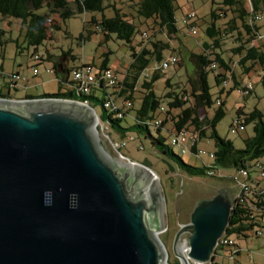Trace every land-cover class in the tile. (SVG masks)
<instances>
[{
  "label": "water",
  "instance_id": "water-1",
  "mask_svg": "<svg viewBox=\"0 0 264 264\" xmlns=\"http://www.w3.org/2000/svg\"><path fill=\"white\" fill-rule=\"evenodd\" d=\"M156 173L121 157L94 107L0 97V264H168ZM234 196L199 199L183 264H212Z\"/></svg>",
  "mask_w": 264,
  "mask_h": 264
},
{
  "label": "trees",
  "instance_id": "trees-1",
  "mask_svg": "<svg viewBox=\"0 0 264 264\" xmlns=\"http://www.w3.org/2000/svg\"><path fill=\"white\" fill-rule=\"evenodd\" d=\"M73 1L76 5H71L68 0H0V17L1 19H20L23 25H27L26 36L29 43L37 46L49 38L46 26L49 13L41 12L42 9L47 7L50 13H57L60 21L75 13L102 12L101 17L93 14L90 21L85 20V25L87 23L95 25L103 33L105 41L111 39L114 34L132 51L134 61L126 68V73L119 75L120 80L116 86H108L101 79L99 86L95 87L91 94L82 95L76 90V82L72 79V73L75 68L85 62L71 66V60L75 59L71 49L62 50L61 55L49 54L51 58L56 57L53 70L57 74L59 91L41 96H27L26 98L86 99L94 108L97 105L101 106L102 115H98L100 120L118 131L123 138L130 137L132 140H138L139 148H145L146 143H149L152 148L168 158H173L174 154L171 146L165 143V139L161 135L168 123L172 124L173 129L169 130L172 135L190 129L197 134L198 140L192 148L193 153L197 151V145L201 136L206 134L207 127H212L211 138L215 142V157L210 165L216 168L219 166L231 167L237 171L247 169L246 180L250 183L248 196H245L243 200L234 198V206L226 228V235L249 237L250 233H255L256 228H264V178H259L260 173L264 171V162L262 161L264 158V112L258 107L249 111H245L241 107L237 110L238 116L234 121L239 122V125H242L244 129L247 124H253V135L244 138L242 148L236 147L233 141L221 137L216 131V124L225 115L224 100L217 101L218 107L215 109L213 118L209 119L206 114L207 109L213 107L215 103L208 81L209 71L219 70L215 75L217 85L224 83L225 79L233 83L228 89L226 88L227 85H223L220 94L225 92L230 94L239 87L245 88L247 86L249 82L244 83L243 79H239L236 75L238 67L248 74L257 69L264 88V44L256 45L253 43L260 36L259 26L256 24L254 16L264 12V0H250V8L246 7V0H222L217 9L211 10V18L206 27L208 39L201 44V51L197 53L184 45L180 47L184 58L182 61L179 59L177 64L183 65L189 60L193 64L191 73L188 74L183 83H174L170 78H167L165 86L168 91L162 96L157 94L155 82L162 77L160 74L164 71L154 70L152 75L144 76L143 79L141 75L148 69L153 60L158 61L159 63L155 64L158 65L165 59L164 49L172 47L169 40L172 37L176 38L180 30L173 0H130L132 1L130 7L134 10L131 17L115 3L105 4V0ZM107 8L113 9L114 14L112 16H107L104 13ZM229 14L230 17H228ZM227 17L225 26L221 28L217 24L218 20ZM149 20H152L158 32L167 36L169 40L148 39L149 34L146 31L142 32L141 36L147 39L150 46H147L146 41L142 44V49L138 51L134 46V41L136 35L141 32L139 24ZM186 24L190 31V26L193 23ZM54 28L60 29L61 24H57ZM6 33L5 28L0 26L1 51L10 39ZM144 33H147V36H144ZM226 39L233 42H230L231 46L226 49L230 54L229 59L224 58L222 53L223 46H226ZM0 57H3V52ZM39 60H41V56H39ZM107 61L108 58H105L98 75L102 70L109 68ZM183 61L184 63H182ZM213 64L216 66L212 67ZM5 75L1 63L0 77ZM66 85H71L72 88L69 91H63L62 89ZM97 91H101L102 94L100 96L93 94ZM0 97L8 96L0 91ZM110 97L117 105V111L123 112V116L118 117L116 111H109L105 108L104 101ZM119 98H123L122 104H118ZM164 98L167 100L166 104L162 101ZM128 100L132 102L130 107L126 105ZM91 101H94V106ZM161 107H164V110H161ZM131 111H133L132 115L130 114ZM158 112L164 114L161 118L162 123L159 125L154 122L156 118H160L157 115ZM129 114L133 121L124 125L122 121ZM153 128L158 132L157 135L153 134ZM143 164L149 166L146 163ZM210 165L194 166L181 160L177 161L175 169L177 168L190 176L204 177L209 176ZM220 249H224V246L218 245L216 247L213 264H217L215 256ZM239 253V250L235 251V254ZM172 264H180V261Z\"/></svg>",
  "mask_w": 264,
  "mask_h": 264
},
{
  "label": "rangeland",
  "instance_id": "rangeland-1",
  "mask_svg": "<svg viewBox=\"0 0 264 264\" xmlns=\"http://www.w3.org/2000/svg\"><path fill=\"white\" fill-rule=\"evenodd\" d=\"M68 1H70L71 5H76L73 0ZM111 3H115L118 7L122 8L130 17L134 12L130 7L132 4L130 0H105V4ZM173 3L180 28L177 37H172L171 39L173 40H169L167 36L158 32L152 20L143 21L139 24L141 32L136 35V40L134 41L136 50H141L142 44L147 41V39L141 36V33L146 31L149 34L148 39L169 40L172 47L164 49L165 58L170 55H176L182 61L184 56L180 51L181 45H184L193 52L198 53L201 51V44L208 39L206 27L211 18L210 12L213 9H217L221 5L222 0H173ZM245 5L250 8V1L246 0ZM48 10L49 8L46 7L41 12L49 13L46 26L50 39L44 40L43 43L37 46L29 43V39L26 36L27 25H23L20 19H1L0 17V26L5 28L7 31L6 35L10 38L3 51L0 50V54L3 52V57H0V64H3L6 74L4 77H0V91L4 95L14 97L16 100V98L25 97L26 95L41 96L57 93L59 91V83L57 74L53 70L56 57L51 58L49 54L55 56L61 55L62 50L71 49L75 55V59L70 62L71 66L85 62L92 64L95 71L98 72L103 65L104 59L108 58V67L116 71L118 75L126 73V68L134 61L132 51L123 41L117 39L114 34L111 39L105 41L103 33L95 25L90 23L85 25V20L90 21L93 14L101 17L102 12L88 11L85 14L75 13L60 21L57 13H50ZM104 13L107 16H112L114 11L112 8H107ZM188 13L194 14L189 23L195 25L196 34H192L185 23L184 17ZM260 14L262 18L256 20L260 36H258V40L253 41L256 45L264 42V12ZM228 17H230V14ZM228 17L219 19L217 24L223 28L225 20ZM57 24H61V28L58 30L54 28ZM230 42V39H226V46H223L222 53L226 59L230 57L229 51L226 50L233 43ZM147 46H150L148 41ZM35 54L41 56V60H35ZM191 60L194 61L193 59ZM156 63L159 62L156 60L152 61L148 69L141 75L142 79L146 72H150L151 75L154 73ZM34 67L38 68V74H34ZM192 69L193 64L189 60L183 65H178L177 63L170 65L169 68L164 70V73L160 74L162 77L155 82L157 94L162 96L168 91V88L165 86L167 78H170L174 83H183ZM218 71H209L208 81L215 103L213 107L207 109L206 114L209 119L213 118L215 109L218 107L217 101L224 100L223 109L225 115L216 124V131L221 137L233 141L236 147L242 148L244 146V138L253 135V124H247L244 130L233 131V122L238 116L237 110L240 107L244 108L245 111L258 107L264 112V88L260 81V75L257 69L248 74L238 67L236 74L238 78L243 79L244 83L251 82L254 85L251 94L244 97L238 90L230 94L226 92L220 94V89L224 83L220 85L216 84L215 75ZM16 72L19 73V77L14 78L13 81L17 84L18 90L16 91L15 88H11L10 91L9 83L11 75ZM232 84V81H230L226 88H230ZM93 94L100 96L102 92L97 91ZM162 101L164 104L167 103L165 98ZM122 103L123 98H119L118 104ZM91 104L94 106V101H91ZM95 110L99 116L102 115L100 105L95 106ZM132 113L133 111L130 114L132 115ZM200 113L203 115L202 111ZM130 114L122 121L124 125L130 124L133 121ZM157 115L160 118L164 116L161 112H158ZM101 128L103 135L110 142L111 139L117 143L126 142V145L122 146L119 151L115 149L121 157L126 156L131 161H134V163H146L156 173L165 198L164 207L166 214V230L160 233L159 237L166 246L168 264L180 261L181 257L178 255L180 254L178 252L179 241L181 238L188 239L189 234L183 233L176 246L174 245L175 236L180 230L181 225L189 222L190 213L195 203L201 198L212 197L220 189H230L231 191L229 192L233 196L239 191L237 181L239 174L235 168L219 166L216 177L190 176L177 168L175 169L177 161L181 160L194 166L210 165L213 163L214 159L211 157V153L215 151V142L211 138L212 127H207L206 134L202 135L199 141V148L205 152L201 155H196L187 149L190 145L189 134L181 135L179 144L171 145L170 138L172 137V133L169 130L173 128L172 124L168 123L166 128L162 130L161 135L164 137L165 143L171 146L172 153L174 154L173 158L165 157L152 148L149 143H146L145 148H139L138 140H132L130 137L123 138L118 131L112 129L106 123L101 125ZM152 132L154 135L158 134L155 128L152 129ZM183 148L187 149L186 152L182 151ZM262 161L264 162V158ZM231 237L235 245L229 248L224 247V249L217 251L215 256L217 264H264V237H257L255 233H250L249 237L237 235H232ZM182 239L181 241H183ZM236 250H239L240 253L232 255Z\"/></svg>",
  "mask_w": 264,
  "mask_h": 264
},
{
  "label": "built area",
  "instance_id": "built-area-1",
  "mask_svg": "<svg viewBox=\"0 0 264 264\" xmlns=\"http://www.w3.org/2000/svg\"><path fill=\"white\" fill-rule=\"evenodd\" d=\"M250 1V0H249ZM194 17L193 13H188L184 19L185 22L189 24V20L191 18ZM255 20H259L262 18L261 14H256L254 16ZM190 32L192 34H196V27L194 24H192L190 26ZM144 36H147V33H144ZM35 60H39V55L35 54L34 56ZM179 58L176 55H170L169 57L165 58L160 64L155 65L154 70H166L167 68L170 67V65L172 64H176L178 62ZM216 64H213L212 67H215ZM38 68L34 67V74H38ZM150 72H146L145 76H149ZM19 77V73H13L11 75V81L9 83V87L10 90L11 88H16L17 84L13 81L14 78ZM72 79L76 82L75 86H76V90L78 93L82 94V95H89L92 93V90L95 87H98L100 84L101 79L103 81H105V83L108 86L114 87L119 83L120 80V76L118 75V73L116 71H114L113 69L106 68L104 70L101 71L100 75H98V72L95 71L94 66H92L89 63H82L80 66H78L77 68L74 69L73 73H72ZM229 81L227 79L224 80V85H228ZM254 85L253 83L249 82L247 84V86L245 88L239 87L237 90L243 95V96H247L251 90H253ZM3 98H8V99H15L12 98L10 96L8 97H3ZM77 100V99H75ZM85 104H89L88 100L84 99V100H79ZM126 105L128 107H130L132 105V102L130 100L126 101ZM104 106L105 108H107L109 111H116V115L118 117L123 116V112L117 111V105L114 104L113 99L107 98L104 101ZM161 110H164V107H161ZM99 117V116H98ZM99 122L100 125H104V122H102L99 118ZM156 124H161L162 123V119L161 118H156L154 121ZM233 131H237V130H244V127L242 125H239V122L234 121L233 122V127H232ZM185 134H189V139H190V145L187 147L188 150L192 151L193 146L195 145V143L197 142L198 138H197V134L195 132L192 131V129L190 130H182L180 132H176L174 135H172V137L170 138V143L171 145H176L179 144L180 142V136L181 135H185ZM110 138V137H109ZM111 144L114 147V149L116 150H120V148L122 146L126 145V142L123 141L122 143H117L116 141H113L111 139ZM186 148H183L182 151L186 152L187 150ZM205 151H203L202 149L199 148V144L197 145V151L195 152L196 155H201L203 154ZM125 159H127L130 162H134L131 161L128 157L123 156ZM211 157L214 159L215 155L214 152L211 153ZM137 163V162H135ZM239 176L237 177V181H238V186H239V191L236 192V194L234 195V198H240L241 200H243V198H245V196H248L250 194V183L246 180V177L248 175L247 169H240L238 171ZM208 175L209 176H217L218 175V168L211 166L210 165V169L208 170ZM260 179L264 178V171H262L260 173ZM236 179V178H235ZM255 234L258 237H264V228H256L255 230ZM182 239V238H181ZM179 241V252H181L182 254H186V256H188V253L190 251V247H189V242L187 238L182 239L183 241ZM184 244H187L188 247L187 249L183 252L182 251V246ZM235 244L234 240L232 239L231 236L226 235V233L223 235V237L220 238L218 245L220 246H224V247H232ZM235 255V253L233 254ZM210 264V263H208ZM213 264V263H212Z\"/></svg>",
  "mask_w": 264,
  "mask_h": 264
},
{
  "label": "crops",
  "instance_id": "crops-1",
  "mask_svg": "<svg viewBox=\"0 0 264 264\" xmlns=\"http://www.w3.org/2000/svg\"><path fill=\"white\" fill-rule=\"evenodd\" d=\"M261 44H264V42L263 43H261ZM2 66H3V64H2ZM126 67V66H125ZM129 67V66H128ZM127 67V68H128ZM72 87H71V85H66V86H64L63 87V91H69L70 89H71ZM15 90L17 91L18 90V86H16V88H15ZM11 91V90H10ZM27 96H31V95H26L25 97H21V98H16V99H22V98H26ZM12 98H14V97H12Z\"/></svg>",
  "mask_w": 264,
  "mask_h": 264
},
{
  "label": "bare ground",
  "instance_id": "bare-ground-1",
  "mask_svg": "<svg viewBox=\"0 0 264 264\" xmlns=\"http://www.w3.org/2000/svg\"><path fill=\"white\" fill-rule=\"evenodd\" d=\"M187 247H188V245H187V244H184V245L182 246V251L184 252V251L187 249ZM183 255L186 256L185 253H184ZM184 259H185V257L183 258V261H184L183 264H186V262H185Z\"/></svg>",
  "mask_w": 264,
  "mask_h": 264
},
{
  "label": "flooded vegetation",
  "instance_id": "flooded-vegetation-1",
  "mask_svg": "<svg viewBox=\"0 0 264 264\" xmlns=\"http://www.w3.org/2000/svg\"><path fill=\"white\" fill-rule=\"evenodd\" d=\"M229 191H231V190L229 189Z\"/></svg>",
  "mask_w": 264,
  "mask_h": 264
}]
</instances>
